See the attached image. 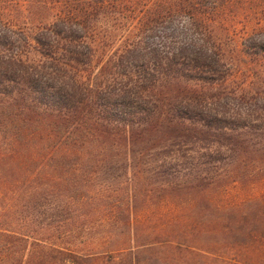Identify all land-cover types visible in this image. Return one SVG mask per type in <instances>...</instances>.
<instances>
[{"label": "trees", "instance_id": "obj_1", "mask_svg": "<svg viewBox=\"0 0 264 264\" xmlns=\"http://www.w3.org/2000/svg\"><path fill=\"white\" fill-rule=\"evenodd\" d=\"M224 1L0 0V264H264V39L241 69Z\"/></svg>", "mask_w": 264, "mask_h": 264}, {"label": "rangeland", "instance_id": "obj_2", "mask_svg": "<svg viewBox=\"0 0 264 264\" xmlns=\"http://www.w3.org/2000/svg\"><path fill=\"white\" fill-rule=\"evenodd\" d=\"M59 5V4H58ZM214 32L219 39L223 41L229 51L228 55L233 57L239 67L243 70L250 68L242 61L238 62L239 57L251 59L250 56L243 54L239 51L240 42L249 35L257 34L261 39H264V0H225L220 4L219 11L214 20H212ZM175 21L167 27H159L160 34H165L167 31L172 30ZM174 34V33H173ZM183 37L181 32H175V37ZM155 39V38H154ZM256 68V66L254 67ZM234 77L239 80L243 76L241 72L234 71ZM262 187L255 185L251 190L260 191ZM244 190V189H243ZM231 189L229 195L231 198L242 197L246 190Z\"/></svg>", "mask_w": 264, "mask_h": 264}]
</instances>
